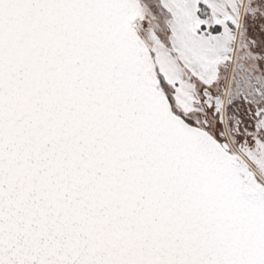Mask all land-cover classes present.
<instances>
[{
	"label": "snow or ice",
	"instance_id": "1",
	"mask_svg": "<svg viewBox=\"0 0 264 264\" xmlns=\"http://www.w3.org/2000/svg\"><path fill=\"white\" fill-rule=\"evenodd\" d=\"M0 264H264V0H0Z\"/></svg>",
	"mask_w": 264,
	"mask_h": 264
}]
</instances>
